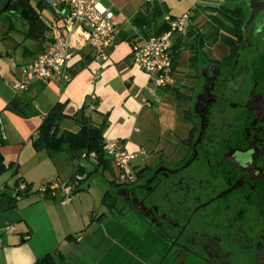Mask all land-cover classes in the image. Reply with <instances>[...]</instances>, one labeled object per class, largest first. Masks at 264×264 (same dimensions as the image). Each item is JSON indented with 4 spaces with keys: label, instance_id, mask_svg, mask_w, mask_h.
<instances>
[{
    "label": "flooded vegetation",
    "instance_id": "1",
    "mask_svg": "<svg viewBox=\"0 0 264 264\" xmlns=\"http://www.w3.org/2000/svg\"><path fill=\"white\" fill-rule=\"evenodd\" d=\"M235 5L246 14L242 39L230 60L226 46L200 70L181 159L159 156L128 186L130 207L165 243V264H264V0Z\"/></svg>",
    "mask_w": 264,
    "mask_h": 264
},
{
    "label": "crops",
    "instance_id": "2",
    "mask_svg": "<svg viewBox=\"0 0 264 264\" xmlns=\"http://www.w3.org/2000/svg\"><path fill=\"white\" fill-rule=\"evenodd\" d=\"M2 1L0 0V4ZM45 1L49 5L47 8L49 17L45 19L42 16V10L40 17L43 22L49 28L61 24L62 18L58 11H65L66 0ZM99 2L103 7H112L113 22L120 31L118 37L121 40L116 41L108 49L105 61L94 60L88 46L75 50L67 62L70 80L66 83H59L55 80H49L48 82L34 81L26 90L14 91L11 84L22 78L19 66L31 62L40 51L46 48L50 29L44 32L40 41H35L24 38L22 32L26 29V25L15 14L9 15L10 22L7 18L8 22L0 24V116L5 133L0 153L4 163L12 164L10 169L0 174V193L2 190L11 192L15 185V179H20L29 184L32 189H35L40 184L50 180H67L72 174L76 164L74 160L64 153L50 157L45 150L36 151L33 149L31 141L35 137L42 116L56 102H65L64 113L67 115H72L78 112L80 106L89 104L90 99L89 102L81 101V104L74 105L72 102V81L76 74L72 72H77L82 63L87 65L96 62L104 67H109L108 60L111 59L115 47L121 42H127L128 50L122 60L128 65H135L129 55L132 44L153 34L155 28L163 23L162 16L164 14L175 17L187 11L191 13L187 31L185 34H175L172 37L173 50L179 53L177 66L173 69L174 82L167 88L158 90L157 96L161 97L159 93H165L176 87L183 94L182 98L184 96L193 98L200 83L199 74L200 70L203 69L202 63H210L211 60L217 59L227 52L226 45L220 40L213 42L209 36L210 29L207 24V14L209 12L204 7L218 6L225 3L232 5L233 0H155L154 2L161 4L166 11L149 27L143 28L131 25L129 20L138 10L147 8L148 4L144 0L141 3H135L133 0H100ZM192 9L194 10L191 12ZM194 12H200L203 19H195ZM7 15L5 14L6 17ZM13 18L17 21V24L12 21ZM9 25H11V30L8 29ZM222 50H224V53L217 57V53L222 52ZM207 51L211 52L212 56L207 55ZM182 54L185 55L183 61L187 65V69L183 71L184 76L180 80L177 78V72L180 68ZM193 55L196 56V66L189 64V57ZM11 61H14L18 66L12 68L10 66ZM125 70L127 68L124 66L121 71ZM141 73V88L144 94V86L148 82V76L142 71ZM92 94L96 97V100L93 101V109L85 108L84 114L93 123L98 124L102 121L103 114L107 113V127L111 111L103 112L98 109L97 106L100 103L98 95ZM14 96H18L21 101L29 103L28 110L30 114L27 117L19 116L5 109L6 104ZM179 106L183 112L190 108V104L187 103ZM59 128L60 130L75 132L78 129V123L67 117L61 121ZM188 130L189 128L184 137H178V143L186 138ZM103 136L105 138L104 133ZM115 146L117 149L134 150L127 149L123 142H117ZM79 188L83 190L82 184L79 185ZM80 193L79 191L74 194L67 204H60L56 200H43L37 194H32L26 199L19 200L14 207L0 210V264H33L44 253L52 252L56 248L63 255V259L58 263L67 264V258L73 252L74 246L71 239H67L66 236L78 234V241L73 243L74 245L78 244L82 239L81 232L90 224V218L97 220V216L93 214L96 204L91 205L84 194ZM8 227L13 230L7 232ZM52 246L54 247L52 248ZM63 247L64 250L68 249V251H62Z\"/></svg>",
    "mask_w": 264,
    "mask_h": 264
},
{
    "label": "rangeland",
    "instance_id": "3",
    "mask_svg": "<svg viewBox=\"0 0 264 264\" xmlns=\"http://www.w3.org/2000/svg\"><path fill=\"white\" fill-rule=\"evenodd\" d=\"M3 1L0 4V24L8 22L5 14H16L12 9L1 12ZM36 1L30 0L32 4ZM141 1L133 0L135 3ZM42 16L45 19L49 17L47 8L42 11ZM198 18L203 19L200 12L195 13V19ZM12 21L17 22L14 18ZM127 50V42L118 44L108 60L109 67L96 62L78 67L72 81V102L74 105L81 104L83 100L89 102L92 93L98 95L100 103L97 108L103 112L111 111L103 132L105 140L114 144L123 142L129 150L143 148L146 151V155L132 162L134 167L154 166L159 156L166 163H175L185 152L183 144L178 143V137H184L190 125V121L183 119V110L178 105H191L196 92L193 98L184 96L182 100H177L168 90L159 93L161 97L151 105L142 106V73L135 65H128L122 60ZM207 53L212 56L211 52ZM222 53L224 50L218 52L217 57ZM183 56L177 72L180 80L187 69ZM124 66L127 70L121 71ZM206 66L202 63V68ZM96 74L100 78L93 80ZM111 182L116 185H110ZM81 184L83 190L80 194H84L91 205L96 204L93 214L102 217L99 220L90 218V224L81 232L82 239L78 244H73L78 241V234H72L74 250L67 258V264H165L162 256L164 241L130 207L137 198L127 191L129 185L117 182V171L112 164L102 174L90 176ZM109 187L115 197L112 209L101 202L104 190ZM64 249L62 251H68Z\"/></svg>",
    "mask_w": 264,
    "mask_h": 264
},
{
    "label": "built area",
    "instance_id": "4",
    "mask_svg": "<svg viewBox=\"0 0 264 264\" xmlns=\"http://www.w3.org/2000/svg\"><path fill=\"white\" fill-rule=\"evenodd\" d=\"M100 0H66V9L61 14L62 22L50 28L48 44L40 51L34 59L19 66L22 78L12 83L14 91L26 90L34 81L48 82L55 80L66 83L70 80L67 70V62L72 53L78 48L88 46L91 56L96 61L107 59L108 49L117 41L120 33L114 25V13L112 7H103ZM152 4L155 0H144ZM190 11L179 16L172 17L164 14L162 21L166 28L159 33L150 34L141 41L134 42L130 50V59L142 72L148 76V82L144 86V94L140 102L142 106H149L158 100L157 92L173 84L172 69V37L175 34H185L190 23ZM12 68L18 65L10 62ZM99 78L96 74L93 80ZM87 108L93 109L96 97L91 94ZM0 138L5 139L0 116ZM105 155L117 171V182L119 184H131L135 179V171L132 162L146 155L143 148L133 151L117 149L111 141L104 143ZM84 158V155H82ZM88 161L95 160L94 153L86 156ZM82 166L88 167L86 161ZM84 175L75 173L70 180H50L40 184L36 189L40 199L48 194L54 197L60 204H67L73 196V190L83 180ZM25 184L20 182L17 189L23 190ZM11 227L6 229L12 231Z\"/></svg>",
    "mask_w": 264,
    "mask_h": 264
},
{
    "label": "trees",
    "instance_id": "5",
    "mask_svg": "<svg viewBox=\"0 0 264 264\" xmlns=\"http://www.w3.org/2000/svg\"><path fill=\"white\" fill-rule=\"evenodd\" d=\"M4 8L1 12H5L7 9H12L16 12V17L19 18L25 25L26 29L22 32L24 38L40 41L47 29H50L40 17V12L49 7L45 0H37L35 4H32L30 0H4ZM207 14V24L209 25L212 41L220 40L228 47V54L222 59L223 61L230 60L234 54L236 47L235 39L241 41L242 39V26L245 21L246 14L241 6H232L227 3L218 6H205ZM166 9L157 3L148 4L147 8L138 10L134 16L129 20L130 24L138 27H149L154 23ZM65 12V11H64ZM64 12H61L63 14ZM60 14V13H59ZM10 22L11 18L7 15ZM166 28L165 23L160 24L154 30V34L161 32ZM11 30V25L8 27ZM119 36V35H118ZM121 40V38H117ZM172 56V69L177 66L179 53L173 50L171 47ZM196 56L189 57V64L196 66ZM85 64L82 63L81 67ZM76 73L75 71L72 72ZM172 92L175 99L181 100L183 94L178 88L173 87ZM29 103L23 102L18 96H14L5 106L6 110H9L19 116L27 117ZM65 102H56L46 112L36 129L35 137L32 138L31 144L34 150H45L50 157L56 154L64 153L70 159L76 162L75 168L67 180L72 179L75 173L85 174L83 180L93 176L95 174H102L104 170L111 167V161L105 155L104 143L105 138L103 136V130L106 127L107 113L103 114L102 121L98 124L93 123L84 114L86 105L79 107L78 112L72 115L64 113ZM193 112L191 108L183 112V118L190 121V127L186 138L181 140L182 144H187L193 137L196 130L195 124L192 122ZM71 118L78 123V129L74 132L68 130H60L59 126L63 119ZM4 140L0 138V147L3 145ZM89 153H94L95 160L93 162L88 161L86 156ZM84 155V158H82ZM86 161L88 167L82 166V162ZM12 164L4 163L2 155L0 153V174L10 169ZM145 166L137 167L135 171V178H142L145 175ZM15 173V169L13 170ZM82 180V181H83ZM81 181V182H82ZM22 182L20 179H15V185L13 190H2L0 193V210L14 207L21 199H26L32 194H36V189H32L29 184H25L23 190L17 189L18 184ZM73 190V195L82 190L79 185ZM116 185L115 182H111L110 185ZM130 185V184H122ZM55 200L54 197L46 194L43 200ZM101 202L107 205L109 208L114 207L115 197L113 196L110 187L105 189L101 197ZM101 215L97 217V220L101 219ZM67 239L73 238L72 235L66 236ZM63 259V255L56 248L52 252H47L41 257L35 260L34 264H57Z\"/></svg>",
    "mask_w": 264,
    "mask_h": 264
},
{
    "label": "water",
    "instance_id": "6",
    "mask_svg": "<svg viewBox=\"0 0 264 264\" xmlns=\"http://www.w3.org/2000/svg\"><path fill=\"white\" fill-rule=\"evenodd\" d=\"M251 17V15L249 16V18ZM249 20V19H248ZM248 22V21H247ZM247 22L244 24V28L246 27V25H247ZM122 185V184H121ZM76 237H78V236H76Z\"/></svg>",
    "mask_w": 264,
    "mask_h": 264
}]
</instances>
